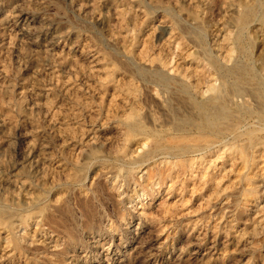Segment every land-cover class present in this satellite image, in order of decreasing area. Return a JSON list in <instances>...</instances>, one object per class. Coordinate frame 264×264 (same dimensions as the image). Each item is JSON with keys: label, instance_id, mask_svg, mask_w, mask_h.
Here are the masks:
<instances>
[{"label": "rangeland", "instance_id": "rangeland-1", "mask_svg": "<svg viewBox=\"0 0 264 264\" xmlns=\"http://www.w3.org/2000/svg\"><path fill=\"white\" fill-rule=\"evenodd\" d=\"M263 140L264 0H0V264H128L140 250L162 264L186 248L179 229L232 237L264 206ZM179 161L198 172L184 217L166 221L172 199L147 192ZM87 203L103 228H127L89 234ZM147 205L159 241L135 216ZM263 226L229 264L262 263Z\"/></svg>", "mask_w": 264, "mask_h": 264}, {"label": "bare ground", "instance_id": "bare-ground-1", "mask_svg": "<svg viewBox=\"0 0 264 264\" xmlns=\"http://www.w3.org/2000/svg\"><path fill=\"white\" fill-rule=\"evenodd\" d=\"M45 43V42H44ZM62 46V45H61ZM94 47V46H93ZM81 50V49H80ZM84 52V51H83ZM96 62V61H95ZM100 66V65H99ZM49 76V74H48ZM67 89V88H66ZM45 101V100H44ZM33 104V103H32ZM50 105V104H49ZM43 107V106H42ZM217 117V116H216ZM233 122V121H232ZM65 125V124H64ZM235 125V124H234ZM237 125V124H236ZM58 134V133H57ZM61 134V133H60ZM97 136V135H96ZM7 137V136H6ZM121 138V137H120ZM69 141V140H68ZM264 141V140H263ZM262 142V141H261ZM260 142V143H261ZM218 143V141H217ZM221 143V142H220ZM218 143V144H220ZM256 143V142H255ZM173 145V144H172ZM210 145V144H209ZM212 145V144H211ZM221 145V144H220ZM259 145V144H257ZM256 145V146H257ZM207 146V145H206ZM40 147V146H39ZM72 147V146H71ZM74 147V146H73ZM215 147V146H214ZM211 148V147H210ZM217 148V147H215ZM224 148H226L224 146ZM212 149V148H211ZM263 149V148H262ZM223 150V149H222ZM221 150V151H222ZM264 150V149H263ZM213 151V150H212ZM226 151V150H225ZM258 151V150H257ZM204 152V151H203ZM218 152V151H217ZM216 152V153H217ZM224 152V151H222ZM221 152V153H222ZM233 152V151H232ZM239 152V151H238ZM264 152V151H263ZM38 153V152H37ZM163 153V152H162ZM226 153V152H225ZM228 153V152H227ZM223 154V153H222ZM221 154V155H222ZM234 154V153H233ZM232 154V155H233ZM257 154V153H256ZM260 154V153H259ZM263 154V153H262ZM43 155V154H42ZM215 155V153H214ZM218 155V154H217ZM238 155V154H237ZM223 156V155H222ZM229 156V155H228ZM235 156V155H234ZM250 156V155H249ZM261 156V155H259ZM258 156V157H259ZM264 156V155H263ZM213 157V156H212ZM217 157V156H216ZM220 157V156H219ZM226 157V156H225ZM238 157V156H237ZM236 157V158H237ZM257 157V158H258ZM42 158V157H41ZM178 158V157H177ZM176 158V159H177ZM210 158V157H209ZM229 158V157H228ZM195 159V158H194ZM211 159V158H210ZM209 159V160H210ZM217 159H220V158H217ZM260 159V158H259ZM154 160V159H153ZM158 160V159H157ZM189 160V159H188ZM187 160V161H188ZM207 160V159H206ZM233 160V159H232ZM231 160V161H232ZM249 160V159H248ZM262 160V159H261ZM175 161V160H174ZM229 161V160H228ZM259 161V160H258ZM164 162V161H162ZM167 162V161H166ZM173 162V161H172ZM216 162V161H215ZM218 162V160H217ZM233 162V161H232ZM262 162V161H260ZM258 163L261 165V163ZM34 163V162H33ZM168 163V162H167ZM195 162H193L194 164ZM198 163V161H197ZM204 163V162H203ZM209 163V162H208ZM212 163V162H211ZM221 163V162H219ZM264 163V161H263ZM161 164V162H160ZM170 164V163H169ZM174 163H172L173 165ZM193 164H187L185 163L184 161L181 162H177L175 163L172 168H170L168 171H164L163 173H161V171L159 170L157 176H158V182L155 184L156 188L154 187V185L152 186V188L150 190H148L147 194L148 196L150 197V202H152L153 200L156 199V197L158 196V193L161 192V193H165V195H167L165 198L167 199H172V201H169V203H164L161 204V208H162V217L164 220L168 221V220H174V217H184V213H186L185 211L188 209V204H187V198H186V192H187V189H190L189 186L191 183H194V182H191L193 181V178L195 177V173L198 172V167L195 168V166H193ZM214 164H217V163H214ZM228 164V163H227ZM231 164V163H230ZM234 164V163H232ZM249 164V163H248ZM251 164V163H250ZM141 165V164H140ZM145 165V164H144ZM162 165V164H161ZM165 165V164H164ZM200 165V164H199ZM202 165V164H201ZM213 165V164H212ZM219 165V164H218ZM128 166V165H126ZM223 166V165H222ZM35 167V166H34ZM167 167V165H166ZM201 167V166H200ZM213 167V166H212ZM219 167V166H217ZM245 167V166H244ZM160 168V167H159ZM195 168V169H194ZM215 168V167H214ZM225 168V167H224ZM231 168V167H230ZM255 168V167H254ZM261 168V167H260ZM147 169V168H146ZM156 169V168H155ZM154 169V171H155ZM257 169V168H256ZM255 169V170H256ZM106 170V169H105ZM197 172H196V171ZM205 170V169H204ZM207 172H206V176L203 174V176L207 177L208 176V180L206 181L207 184H209L211 187L212 185L217 181V178H215L212 174V170L210 169V167H208L207 169ZM205 170V171H206ZM211 170V171H210ZM263 170V169H262ZM261 170V171H262ZM130 171V170H129ZM142 171V170H141ZM223 171V170H222ZM221 171V172H222ZM121 171H119L120 173ZM134 172V171H133ZM147 172V170H146ZM157 172V171H156ZM231 172V171H230ZM260 172V170H259ZM59 173V172H58ZM98 173V172H97ZM105 173V172H104ZM132 173V172H131ZM142 173V172H141ZM143 173H145L143 171ZM155 173V172H154ZM259 175L261 173H258ZM121 175V173H120ZM123 175V174H122ZM127 175V174H126ZM155 175V174H154ZM201 175V174H200ZM257 175V176H259ZM102 176V175H101ZM137 176V174H136ZM202 176V177H203ZM221 176V175H220ZM253 176V175H252ZM121 177V176H120ZM134 177V176H133ZM182 177L184 178V180H182ZM197 177V176H196ZM222 177V176H221ZM260 177V176H259ZM263 177V176H261ZM131 179V178H130ZM129 179V180H130ZM137 179V178H136ZM199 179V178H198ZM202 179V178H201ZM219 179V178H218ZM101 180V179H100ZM133 180V179H131ZM200 180V179H199ZM261 180V179H260ZM135 181V179H134ZM204 181V180H203ZM220 181V180H219ZM223 181V180H222ZM255 181V180H254ZM56 182V181H55ZM156 182V181H155ZM200 183V181H199ZM198 183V184H199ZM202 183V181H201ZM259 183V182H258ZM218 184V183H217ZM222 184V183H221ZM256 184V183H255ZM261 184V183H259ZM192 185V188H193V184ZM196 185H197V182H196ZM252 185V184H251ZM254 185V184H253ZM151 186V185H150ZM218 186V185H217ZM258 186V185H257ZM196 187V186H195ZM200 187V186H198ZM216 187V185H215ZM256 187V186H255ZM259 187V186H258ZM117 188V187H116ZM191 188V189H192ZM110 189V188H109ZM199 189V188H198ZM202 190V188H200ZM208 189V188H207ZM216 189V188H215ZM218 189V188H217ZM257 189V188H256ZM94 190V189H93ZM197 190V189H196ZM195 190V191H196ZM213 190V189H212ZM260 190V188H259ZM262 190V189H261ZM78 191V190H77ZM111 191V190H110ZM113 191V190H112ZM115 191V190H114ZM200 191V190H199ZM250 190H248L249 192ZM105 192V191H104ZM109 192V191H108ZM190 192V191H189ZM251 192V191H250ZM253 192V191H252ZM251 192V193H252ZM260 192V191H259ZM113 193V192H112ZM110 192V194H112ZM115 193V192H114ZM118 193V192H117ZM116 193V194H117ZM258 193V192H257ZM88 194V193H87ZM115 194V195H116ZM249 194V193H248ZM254 194V193H253ZM114 195V194H113ZM114 195V196H115ZM160 195V193H159ZM201 195V194H200ZM251 195V194H250ZM249 195V196H250ZM87 196V195H86ZM107 196V195H106ZM161 196V195H160ZM163 196V195H162ZM188 196V194H187ZM255 196V195H254ZM108 197V196H107ZM247 197V196H246ZM202 198V197H201ZM231 198V197H230ZM259 198V197H258ZM93 199V198H92ZM119 199V198H118ZM163 199V198H162ZM175 199V200H173ZM254 199V198H253ZM199 200V199H198ZM201 200V199H200ZM259 200V199H258ZM68 201V200H66ZM89 201V199H88ZM92 201V200H91ZM162 201V200H161ZM168 201V200H167ZM252 201V200H251ZM71 202V201H70ZM90 202V201H89ZM110 202V201H109ZM159 202V201H158ZM157 202V203H158ZM203 202V201H202ZM69 203V202H68ZM91 203V202H90ZM147 203V202H146ZM162 203V202H161ZM263 203V202H262ZM187 204V206H186ZM249 204V203H247ZM84 205V204H83ZM88 207V210L87 213L88 215L91 217V219L89 221H87L85 224H84V230L86 232H88L89 234H93V233H98L100 231H105V232H108L110 233L111 235L113 236H118V232L120 231L121 228H127V219L124 218V216H121L120 217V220L118 223H111V224H107L106 227H102L100 226V224H98L96 222V220L94 219L95 218V215H97L98 213L96 212V208L94 209V206H92V204L90 205L89 203L86 204ZM102 205V204H101ZM150 205V204H149ZM149 205H147L146 207H141V209L136 213L135 216H137L138 218V221L140 222L139 224H141L142 226L144 227H147L150 231L152 235L151 236H154V239L156 238L155 241H159V239H161V231L159 230L160 227L158 226L159 224L156 223V218H154V215L153 216V213L149 212L148 211V208H149ZM159 205V204H157ZM66 206V205H65ZM141 206V205H140ZM227 206V205H226ZM253 206V205H252ZM250 205V208L252 207ZM257 206V205H256ZM263 206V205H262ZM62 207V206H61ZM60 207V208H61ZM67 207V206H66ZM64 207V208H66ZM86 207V206H84ZM63 208V209H64ZM86 208V209H87ZM160 208V209H161ZM244 208V206H243ZM248 207V209H250ZM59 210V209H58ZM61 210V209H60ZM69 208L65 209L64 210V214L65 216L68 217L69 214H72L70 213V211H68ZM136 210V209H135ZM235 210V209H234ZM253 210V209H252ZM241 211V210H240ZM248 211V210H247ZM57 212V211H56ZM153 212V210H152ZM60 213V212H59ZM101 213V212H100ZM156 213V212H155ZM253 213V212H252ZM256 213L258 214L257 216H254L253 218H250V214H248V212H245V210L242 212L243 215H245V220L243 219V221H245V224L242 225L244 226L239 232H237L236 234H233L232 237H229V236H223L222 234L220 235H216L217 237L214 238V241L213 242H210L209 244H207L206 242H202L200 238V236H196V234L193 232L191 233H188L187 235L185 234V232L181 229L177 230L173 235V237H177L176 240H179V239H183L184 243L186 241V248H181L179 249V253L176 254V255H173V256H169L171 255L172 253L168 252L167 253H164V251L162 253V257L163 258V261H162V264H229L231 263L232 261H234L236 259V257L240 254H242V251L244 250V243L242 242V239L245 238V237H248V238H252V237H255L256 234H257V224L260 222V219L262 216H264V206L263 207H259L258 209H256ZM55 214V213H54ZM58 214V213H56ZM134 214V213H133ZM63 215V214H62ZM84 215V214H83ZM256 215V214H255ZM39 216V215H38ZM50 216V215H49ZM52 216V215H51ZM252 216V215H251ZM53 217V216H52ZM62 217V216H61ZM64 217V216H63ZM134 217V216H133ZM236 217V216H235ZM48 218H51V217H48ZM54 218V217H53ZM58 218V217H57ZM57 218H55L57 220ZM37 219V218H36ZM65 219V218H64ZM63 219V220H64ZM68 219V218H67ZM86 219V218H85ZM175 219H179V218H175ZM237 219V218H236ZM51 220V219H50ZM83 221V220H82ZM236 221V220H235ZM84 222V221H83ZM136 222V221H135ZM44 223V222H42ZM104 223V222H103ZM238 223V222H237ZM3 224V223H2ZM11 224V223H10ZM49 224V223H48ZM52 224V223H51ZM61 225L57 226L58 228L60 227V229L64 231L66 237L68 238L67 239V242H66V245L64 246L65 248L69 247V248H76L77 245H79V242L80 240L77 238V234H76V231L75 229H73L72 227L68 226L67 224H65L64 222L61 221L60 223ZM14 225V224H13ZM136 225V224H135ZM192 225V224H191ZM1 226V225H0ZM231 226V224H230ZM241 225H239L240 227ZM51 227V226H50ZM55 227V226H54ZM132 227V226H131ZM264 227V226H263ZM52 228V227H51ZM6 229V228H5ZM55 229V228H54ZM143 229V228H142ZM165 229V228H164ZM127 230H130V226ZM138 229H136V231H138ZM146 230V229H145ZM233 230V229H232ZM33 231V230H32ZM43 231V230H42ZM132 231V230H131ZM229 231V230H228ZM238 231V229H237ZM260 231V230H259ZM258 231V232H259ZM230 232V231H229ZM35 233V232H34ZM54 233V232H53ZM120 233V232H119ZM127 233V232H126ZM225 233V232H224ZM17 235V234H16ZM121 235V234H120ZM147 235V234H146ZM149 237H150V234H148ZM205 235V234H204ZM264 235V234H263ZM33 236V235H32ZM135 236L137 237V243H139L138 241L140 240V237H139V233H136ZM20 237V236H19ZM58 237V236H57ZM79 237V236H78ZM135 237V238H136ZM146 238L148 236H145ZM258 237V236H257ZM90 238V237H89ZM97 238V237H96ZM144 238V236H143ZM164 238V237H163ZM167 238V237H166ZM16 239V238H15ZM88 239V238H87ZM86 239V240H87ZM125 239V238H124ZM142 239V238H141ZM145 239V238H144ZM150 239V238H149ZM246 239V238H245ZM90 240V239H89ZM148 240V239H147ZM151 240V239H150ZM209 240V239H208ZM14 241V239H13ZM18 241V245L21 246L23 245L22 244V241L20 239H17ZM143 241V240H142ZM229 241L231 242V249H229V247L225 246L224 248L221 249V253L216 257V258H212L213 254L211 255V251L213 248L217 247L218 245H225V243H229ZM244 241V240H243ZM15 242V241H14ZM32 242V241H31ZM46 242V241H45ZM127 242V241H126ZM141 242V241H140ZM145 242V241H144ZM247 242V241H246ZM251 242V241H250ZM17 243V242H16ZM15 243V244H16ZM25 243V241H24ZM49 243H53L52 241H49ZM56 243V242H55ZM52 246L53 249H58V245L55 244ZM122 243V242H121ZM256 243V242H255ZM264 243V242H263ZM177 244V243H176ZM259 244V243H258ZM60 245V244H59ZM103 245V244H102ZM123 245V244H122ZM25 246V245H24ZM46 246V245H45ZM50 246V245H49ZM159 248L162 250V244L158 245ZM172 246V245H171ZM42 247V246H41ZM63 247V248H64ZM179 247V246H178ZM259 246H257L256 244H253L252 248H254L256 251H258ZM262 247V246H261ZM22 248V246H21ZM49 248V247H48ZM38 249V248H37ZM140 249V248H139ZM138 249V250H139ZM167 249V248H166ZM172 249V248H171ZM261 249V248H260ZM20 250V248H19ZM18 250V251H19ZM64 250V249H63ZM66 250V249H65ZM101 250V249H100ZM135 250V249H134ZM146 250V249H145ZM150 250V249H148ZM147 250V251H148ZM174 251V250H173ZM215 251V250H214ZM261 251V250H259ZM264 251V250H263ZM12 252V251H11ZM58 252V251H57ZM142 250L140 251H136L134 254L131 253V252H127L125 253L126 254V257H128V259H126L128 261V264H140V260L141 258H143V261H145L146 263L149 264V261L148 258H150L149 256L150 255H146L147 253L144 252L142 254ZM177 252H178V249H177ZM251 252V251H250ZM254 252V251H253ZM19 253V252H18ZM42 253V252H41ZM141 253V257L139 258V254ZM160 253V254H161ZM247 253V252H246ZM249 253V252H248ZM247 253V254H248ZM10 254V253H9ZM58 254V253H57ZM149 254V253H148ZM250 254V253H249ZM259 255V253H258ZM256 254V256H258ZM262 255V254H261ZM264 256V255H263ZM262 256V257H263ZM261 258L262 260V263L261 264H264V258ZM152 258V257H151ZM150 258V259H151ZM147 259V260H146ZM124 260L123 259H120L119 261H115L116 264H122ZM142 261V260H141ZM153 261V260H152ZM60 262V261H59ZM72 263V262H71ZM112 263V262H111ZM143 263V262H141ZM235 263V261H234ZM62 264V263H61ZM150 264H154L153 262H150Z\"/></svg>", "mask_w": 264, "mask_h": 264}]
</instances>
